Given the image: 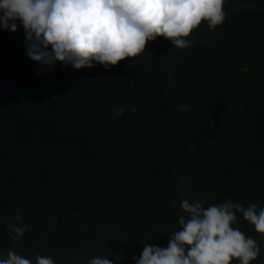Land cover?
<instances>
[{"label": "trees", "instance_id": "obj_1", "mask_svg": "<svg viewBox=\"0 0 264 264\" xmlns=\"http://www.w3.org/2000/svg\"><path fill=\"white\" fill-rule=\"evenodd\" d=\"M224 10L190 48L158 37L110 70L40 73L22 25H0V257L135 264L167 245L185 199L264 208V0ZM234 227L264 264V236L240 214Z\"/></svg>", "mask_w": 264, "mask_h": 264}, {"label": "clouds", "instance_id": "obj_2", "mask_svg": "<svg viewBox=\"0 0 264 264\" xmlns=\"http://www.w3.org/2000/svg\"><path fill=\"white\" fill-rule=\"evenodd\" d=\"M225 0H0V25L15 33L25 31L26 55L41 65L40 73L57 64L77 71L96 65L105 70L139 57L149 42L164 38L177 49L192 46L190 37L203 23L210 30L226 19ZM123 115V109L118 110ZM186 216L164 247L142 246L135 264H252L260 254L257 241L246 236L237 223L238 214L264 236V208L255 203L245 208L225 202L205 207L181 202ZM17 219H21L17 212ZM12 239L25 228L10 225ZM0 264H32L9 250ZM36 264H56L51 257L37 256ZM88 264H113L107 257H93Z\"/></svg>", "mask_w": 264, "mask_h": 264}]
</instances>
